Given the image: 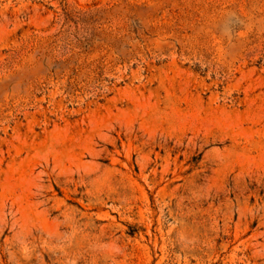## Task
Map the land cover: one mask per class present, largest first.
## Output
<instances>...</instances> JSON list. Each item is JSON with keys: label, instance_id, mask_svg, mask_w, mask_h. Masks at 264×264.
Listing matches in <instances>:
<instances>
[{"label": "rangeland", "instance_id": "rangeland-1", "mask_svg": "<svg viewBox=\"0 0 264 264\" xmlns=\"http://www.w3.org/2000/svg\"><path fill=\"white\" fill-rule=\"evenodd\" d=\"M0 264H264V0H0Z\"/></svg>", "mask_w": 264, "mask_h": 264}]
</instances>
